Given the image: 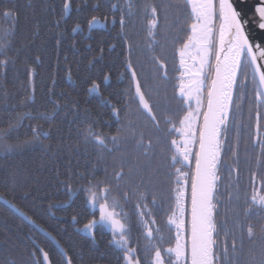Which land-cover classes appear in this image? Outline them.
<instances>
[{
	"label": "trees",
	"instance_id": "trees-1",
	"mask_svg": "<svg viewBox=\"0 0 264 264\" xmlns=\"http://www.w3.org/2000/svg\"><path fill=\"white\" fill-rule=\"evenodd\" d=\"M193 23L187 0H0V197L71 264H153L186 173L189 222L194 168L175 142ZM217 173L214 264H264V95L246 52ZM42 251L67 264L0 201V264Z\"/></svg>",
	"mask_w": 264,
	"mask_h": 264
},
{
	"label": "water",
	"instance_id": "water-1",
	"mask_svg": "<svg viewBox=\"0 0 264 264\" xmlns=\"http://www.w3.org/2000/svg\"><path fill=\"white\" fill-rule=\"evenodd\" d=\"M223 24L227 26V41L237 38L240 56L234 79L235 83L244 53L246 52L264 95V0H221ZM222 24V26H223ZM227 66L222 62L220 45L214 76L204 117L198 149L190 211V264H213V203L216 185L220 183L217 168L220 159L222 129L227 106ZM232 99V97L230 98ZM231 102H229L230 104ZM226 121V119H225ZM0 201L9 206L25 221L50 239L64 256L70 259L58 242L7 200ZM41 250V249H40ZM44 264H50L42 251Z\"/></svg>",
	"mask_w": 264,
	"mask_h": 264
},
{
	"label": "rangeland",
	"instance_id": "rangeland-1",
	"mask_svg": "<svg viewBox=\"0 0 264 264\" xmlns=\"http://www.w3.org/2000/svg\"><path fill=\"white\" fill-rule=\"evenodd\" d=\"M194 23L191 34L179 51V96L187 105V113L179 128L175 142L177 159L187 168H195L209 92L214 76V53L221 23V0H187ZM220 41V34H219ZM216 60V59H215ZM212 79V80H211ZM234 79V77H233ZM188 176V173H186ZM181 180V192L176 213L170 224L176 229V242L172 248L155 254L153 264H190L188 214L186 210V177ZM258 198H256V202ZM264 203V199L260 200ZM93 225L80 229L90 235Z\"/></svg>",
	"mask_w": 264,
	"mask_h": 264
},
{
	"label": "bare ground",
	"instance_id": "bare-ground-1",
	"mask_svg": "<svg viewBox=\"0 0 264 264\" xmlns=\"http://www.w3.org/2000/svg\"><path fill=\"white\" fill-rule=\"evenodd\" d=\"M227 26L224 23L221 29L220 35V50L222 55V62L227 66V90L226 93L229 92V89L232 85L233 77L236 72V68L239 61L240 56V45L238 39L235 37L230 41H227ZM228 104V99L226 100L225 106Z\"/></svg>",
	"mask_w": 264,
	"mask_h": 264
},
{
	"label": "flooded vegetation",
	"instance_id": "flooded-vegetation-1",
	"mask_svg": "<svg viewBox=\"0 0 264 264\" xmlns=\"http://www.w3.org/2000/svg\"><path fill=\"white\" fill-rule=\"evenodd\" d=\"M215 202H216V197H214V205H213V208L215 207ZM213 229H214L213 232L215 233V231H217V230H216V226H215V223L214 222H213ZM214 251H215V249H214Z\"/></svg>",
	"mask_w": 264,
	"mask_h": 264
}]
</instances>
